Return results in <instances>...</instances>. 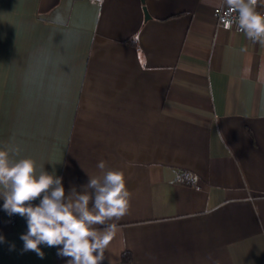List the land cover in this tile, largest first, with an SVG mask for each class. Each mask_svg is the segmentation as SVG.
I'll return each mask as SVG.
<instances>
[{"label":"crops","instance_id":"obj_1","mask_svg":"<svg viewBox=\"0 0 264 264\" xmlns=\"http://www.w3.org/2000/svg\"><path fill=\"white\" fill-rule=\"evenodd\" d=\"M219 3L0 0V150L66 195L101 160L124 173L102 264H264V45L218 22ZM3 203L0 264H67L24 252L26 219Z\"/></svg>","mask_w":264,"mask_h":264},{"label":"clouds","instance_id":"obj_2","mask_svg":"<svg viewBox=\"0 0 264 264\" xmlns=\"http://www.w3.org/2000/svg\"><path fill=\"white\" fill-rule=\"evenodd\" d=\"M258 6H264V0H220V23L226 29L235 26L248 40L264 45V14ZM257 82L264 85V68ZM217 135L224 141L222 134ZM97 168L102 175L89 176L81 192L73 187L66 195L62 177L46 171L37 175L32 159L14 161L9 151L0 150V198L9 216L26 219L27 232L20 236L24 252L32 251L43 259L40 246L45 245L57 247L58 256L69 258L67 264H102L117 228L108 221H119L128 213L131 193L122 171L106 170L103 160ZM184 179L195 182L197 177L193 173L177 176L178 181ZM37 199L39 203L34 204Z\"/></svg>","mask_w":264,"mask_h":264},{"label":"built area","instance_id":"obj_3","mask_svg":"<svg viewBox=\"0 0 264 264\" xmlns=\"http://www.w3.org/2000/svg\"><path fill=\"white\" fill-rule=\"evenodd\" d=\"M218 9L219 7H217L215 10H214V16L216 17V19L218 20V22H220L219 20V12H218ZM259 12H261L262 14H264V10H260Z\"/></svg>","mask_w":264,"mask_h":264},{"label":"water","instance_id":"obj_4","mask_svg":"<svg viewBox=\"0 0 264 264\" xmlns=\"http://www.w3.org/2000/svg\"><path fill=\"white\" fill-rule=\"evenodd\" d=\"M144 14H145V17L148 18V14L145 9H144Z\"/></svg>","mask_w":264,"mask_h":264},{"label":"trees","instance_id":"obj_5","mask_svg":"<svg viewBox=\"0 0 264 264\" xmlns=\"http://www.w3.org/2000/svg\"><path fill=\"white\" fill-rule=\"evenodd\" d=\"M131 42L135 43V41H134V40H132Z\"/></svg>","mask_w":264,"mask_h":264}]
</instances>
